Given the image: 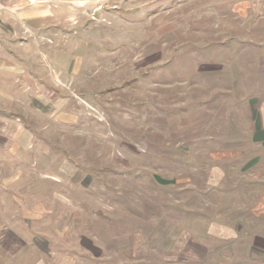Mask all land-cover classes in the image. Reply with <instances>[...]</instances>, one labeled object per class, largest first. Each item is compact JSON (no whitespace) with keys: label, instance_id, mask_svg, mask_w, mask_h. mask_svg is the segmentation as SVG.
I'll list each match as a JSON object with an SVG mask.
<instances>
[{"label":"rangeland","instance_id":"rangeland-1","mask_svg":"<svg viewBox=\"0 0 264 264\" xmlns=\"http://www.w3.org/2000/svg\"><path fill=\"white\" fill-rule=\"evenodd\" d=\"M0 264H264V0H0Z\"/></svg>","mask_w":264,"mask_h":264}]
</instances>
